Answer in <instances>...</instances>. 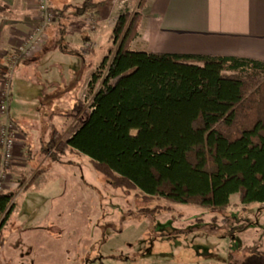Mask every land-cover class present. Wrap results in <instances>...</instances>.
Segmentation results:
<instances>
[{"label": "trees", "instance_id": "16d2710c", "mask_svg": "<svg viewBox=\"0 0 264 264\" xmlns=\"http://www.w3.org/2000/svg\"><path fill=\"white\" fill-rule=\"evenodd\" d=\"M145 1L133 14L117 16L113 57L103 58L89 84L91 90L105 71L101 86L89 111L75 104L80 127L72 136L60 141L54 133L52 161L66 152L82 154L113 189L138 190L144 201L164 198L214 212L226 211L233 195L243 205L264 204V62L129 50ZM109 2L83 0L72 15ZM6 10L0 3V12ZM13 198V192L0 193V247ZM227 261L264 264V253L229 254Z\"/></svg>", "mask_w": 264, "mask_h": 264}, {"label": "crops", "instance_id": "0c3cea01", "mask_svg": "<svg viewBox=\"0 0 264 264\" xmlns=\"http://www.w3.org/2000/svg\"><path fill=\"white\" fill-rule=\"evenodd\" d=\"M82 1L72 0L73 3L69 4L65 0H50L57 14L62 9L63 14L48 26L47 40L42 48L14 65L22 72L23 81L20 82L27 90L25 98L29 99L36 113L41 112L39 102L42 91L47 89L52 92L49 123L41 132L37 127L39 118L28 124L26 132H38L32 137L21 128L19 122L23 119L14 115V92L10 91L9 116L17 133L15 158L7 170L3 192H13L14 202L12 213L2 227L5 243L0 252L22 255L24 261L34 251L49 246L44 236H39L38 225H43L49 218L57 230L67 225L65 215L70 212L72 204L81 202L88 208L93 207L83 197L85 185L90 184L86 178L92 175L89 158L66 152L58 161H52V151L48 148L54 133L60 141H67L80 127L72 116L74 106L77 102L83 104L86 96L89 102L99 90L105 71L91 90L89 84L113 44L114 26L104 24L103 8H96L81 17L72 15V6ZM0 3L7 8L0 12V60L9 58L7 69L2 68V72L0 69L1 87L10 58L37 23V13L35 0H0ZM128 49L264 62V0H146ZM112 57L113 54L110 60ZM41 66H44L43 75L39 71ZM37 77L44 78L47 84L38 80L32 82ZM35 88L37 96L32 95ZM66 91L71 92L67 95V107L64 108L61 95L64 96ZM17 183L23 186L17 187ZM40 213L43 215L38 221Z\"/></svg>", "mask_w": 264, "mask_h": 264}, {"label": "rangeland", "instance_id": "374dc122", "mask_svg": "<svg viewBox=\"0 0 264 264\" xmlns=\"http://www.w3.org/2000/svg\"><path fill=\"white\" fill-rule=\"evenodd\" d=\"M138 2L110 0L103 7L104 24L114 26L117 16L124 11L133 14ZM65 3L73 2L65 0ZM115 48L112 44L108 50L109 59ZM7 63L9 58L0 60L1 72ZM39 71L43 75L44 66ZM21 75L22 72L13 67L10 81L11 93L14 92V115L23 119L19 124L25 132L28 124L39 120L37 127L41 132L49 123L52 92L42 91L41 112L36 113L25 98L27 90L20 82L23 81ZM37 80L47 84L44 78L38 77L32 82ZM70 92L61 95L64 108ZM32 95L37 96L36 88ZM85 101L90 105L92 100L88 102V96L84 97V106ZM15 119L18 122V118ZM26 133L32 137L38 134L35 130ZM92 167V175L86 178L90 184L85 185L83 197L93 207L88 208L81 202H77V206L72 204L65 215L67 225L57 230L48 218L43 225L37 226L38 234L44 236L48 248H39L26 261L22 255L0 252V264H87L96 257L101 261L93 264H228L229 254L241 258L251 251L264 253V204L243 205L238 195H233L226 211L214 212L196 205L170 203L164 198L144 201L138 190L113 189ZM155 207L167 210L151 215L142 211ZM42 215L39 214L38 221Z\"/></svg>", "mask_w": 264, "mask_h": 264}, {"label": "built area", "instance_id": "2783aa9c", "mask_svg": "<svg viewBox=\"0 0 264 264\" xmlns=\"http://www.w3.org/2000/svg\"><path fill=\"white\" fill-rule=\"evenodd\" d=\"M37 23L18 44L10 58L6 78L0 87V193L3 192L7 170L14 161V148L17 128L9 116L11 74L14 65L20 59H26L37 53L47 40V28L57 19V12L51 7L50 0H35ZM10 74H9V73ZM86 106H90L87 105ZM17 183V187H22ZM12 200V204H13Z\"/></svg>", "mask_w": 264, "mask_h": 264}]
</instances>
